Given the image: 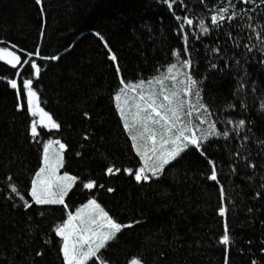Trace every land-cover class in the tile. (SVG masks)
Wrapping results in <instances>:
<instances>
[{
  "label": "trees",
  "instance_id": "1",
  "mask_svg": "<svg viewBox=\"0 0 264 264\" xmlns=\"http://www.w3.org/2000/svg\"><path fill=\"white\" fill-rule=\"evenodd\" d=\"M206 3L212 7L217 0ZM43 4L42 14L35 0H0V41L6 42L0 47L12 43L28 51L39 47L44 56L60 57L58 61H37L41 77L33 86L41 106L61 124L59 132L41 130L39 143L31 140V118L26 111L17 110L14 90L7 85L8 79L17 78L16 70L0 61V264H62L61 242L54 227L67 219L65 210L35 205L25 210L6 183L12 176V182L30 200L31 180L41 166L43 143L48 139L68 145L62 173L79 178L67 198L69 208L74 211L94 193L116 220L134 225L111 244L107 252L111 264H129L134 257L145 264H225V246L219 243L225 220L219 209L223 206L227 207L232 240L228 264L264 261L260 252L264 248V111L260 108L264 102V59L256 52L238 55L244 45L258 42L249 40L247 31H234L241 47L227 59L214 60L211 49L220 46L228 52L231 41L215 35L203 43L190 38L193 74L201 82L213 119L248 121L247 139L242 133L228 140L209 139L204 145L208 157L217 163L220 183L207 178V161L189 149L166 166L159 179L141 184L124 171L106 174L109 166L135 169L139 158L112 99L118 88L113 62L95 33L99 32L117 55L128 81L147 80L165 72L169 63L175 62L173 52L181 49L172 13L164 0H43ZM187 4L203 14L199 0H187ZM209 60L227 66L212 69ZM24 78H32L29 66L17 79ZM241 78L247 83L240 85ZM238 86L244 89L239 98ZM228 104L237 107L228 109ZM223 126L218 124L221 129ZM85 135L89 139H84ZM237 152L256 168L236 157ZM89 179L105 187L84 189L82 183ZM109 187L115 191L108 192ZM257 192L262 195L258 197ZM40 252L43 256L37 255Z\"/></svg>",
  "mask_w": 264,
  "mask_h": 264
},
{
  "label": "snow or ice",
  "instance_id": "2",
  "mask_svg": "<svg viewBox=\"0 0 264 264\" xmlns=\"http://www.w3.org/2000/svg\"><path fill=\"white\" fill-rule=\"evenodd\" d=\"M35 3L43 14V0H35ZM164 4L174 17L176 34L181 39L182 45L181 49L173 52L175 62H170L165 72L150 79L128 81L120 67L117 55L112 52L104 37L99 32L95 33L100 40L104 41V47L110 54L108 58L113 62L118 88L112 99L123 123V129L131 140V147L139 158V166L135 169L121 170L109 166L106 174L112 176L124 171L137 183H151L154 178L159 179L166 166L176 161L182 153L193 149L198 151L210 166L207 178L219 184L217 163L208 157L204 145L209 139L228 140L240 137L242 133L247 139L248 121L245 118H225L223 121L213 119L215 114L204 102L201 82L193 74L194 60L191 58L190 38L203 43L205 38L215 35L222 36L226 42L231 41L232 48L228 49V52L220 46L211 49L214 60H224L234 49L241 47L234 38L233 32L242 29L250 34L249 40L258 43L244 45L243 51L238 55L243 57L245 52L249 54L256 52L264 59V0H217L216 5L212 7L207 5L206 0H199V4L203 6V14L189 9L187 0H164ZM249 5L252 7L249 8ZM177 8L180 12H177ZM40 35L43 37V31ZM0 43L6 42L0 41ZM59 59L58 55H42L39 47L34 51L20 48L14 43L10 47H0V61L16 70L15 77L20 76L25 66L30 68L32 78H24L22 81L17 78L8 79L7 85L14 90L17 110L26 111L31 118L28 131L31 140L35 143H39L41 130L53 133L61 129V124L41 106L40 96L33 86L34 81L41 77L42 68L37 61H58ZM214 60L208 61L212 69L226 68V64L222 63L218 66ZM236 64L239 67L240 61L237 60ZM245 83L247 81L241 78L240 85ZM243 92V87L238 86V98ZM227 107L235 109L237 105L228 104ZM243 107L247 109L246 103ZM260 108L264 111V102L261 103ZM84 116L91 119L87 112ZM220 123L224 125L223 129L218 127ZM84 139L87 140L89 137L85 135ZM67 149L68 145L60 139H48L43 143L41 166L31 180L28 193L30 200L21 193L17 184L12 182V176L6 178V183L10 192L21 202L19 206L25 210L33 208L34 205L42 208L62 206L65 210L67 219L54 227V235L61 242L59 251L62 264H111L107 256L111 244L119 239L125 229L132 228L134 225L116 220L98 202L94 193L86 203L74 211L69 208L67 198L79 178L67 172L61 174ZM235 155L248 162V167L253 170L256 168L254 163L248 161L247 156H241L240 152ZM232 171H236L235 165L232 166ZM82 187L91 191L105 186L98 184L94 179H89L82 183ZM106 190L115 191L111 187ZM219 191L223 198L225 192L223 185L220 186ZM256 195L259 197L262 193L257 192ZM9 199H12V196H9ZM43 214V212L40 213L41 216ZM219 215L225 218L219 243L225 246V264H228L227 252L230 251L229 246L232 240L226 218V206L220 207ZM135 223L138 224L140 221ZM45 242L48 243V241ZM260 252L264 257V248H261ZM37 255L43 256V253L40 252ZM129 264H145V261L134 257ZM251 264H264V261L253 259Z\"/></svg>",
  "mask_w": 264,
  "mask_h": 264
},
{
  "label": "rangeland",
  "instance_id": "3",
  "mask_svg": "<svg viewBox=\"0 0 264 264\" xmlns=\"http://www.w3.org/2000/svg\"><path fill=\"white\" fill-rule=\"evenodd\" d=\"M69 174V173H68Z\"/></svg>",
  "mask_w": 264,
  "mask_h": 264
}]
</instances>
